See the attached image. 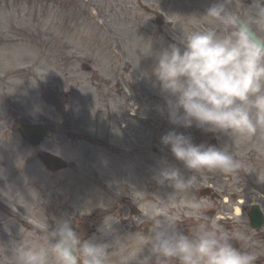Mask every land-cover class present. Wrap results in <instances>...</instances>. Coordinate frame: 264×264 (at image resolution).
<instances>
[{"label": "rangeland", "instance_id": "1", "mask_svg": "<svg viewBox=\"0 0 264 264\" xmlns=\"http://www.w3.org/2000/svg\"><path fill=\"white\" fill-rule=\"evenodd\" d=\"M215 2L0 0V264H14L16 247L33 243L42 226L59 218H70L85 240L112 242L109 264H121L122 257L139 251L148 214L168 215L185 234L193 232L198 222L190 215L193 198L206 205L205 217L220 205L214 220L225 231L250 236L256 264H264V227L253 230L246 216L252 203L264 199L257 195L264 186L256 182L257 174L264 178V158L252 143L238 151L243 168L237 176L207 174L171 207L161 202L172 190L153 180L165 165L192 175L162 145L167 132L191 136L195 144L219 146L225 139L171 124L153 75L154 54L178 45L182 30L214 27L200 16ZM250 4L232 0L231 7L242 15ZM18 122L45 123L52 134L31 147ZM141 150L145 155L135 158ZM42 151L63 157L67 168L48 170ZM212 177L217 192L240 193L241 201L201 196ZM134 208L141 214H133ZM104 224L110 236L99 231Z\"/></svg>", "mask_w": 264, "mask_h": 264}, {"label": "clouds", "instance_id": "2", "mask_svg": "<svg viewBox=\"0 0 264 264\" xmlns=\"http://www.w3.org/2000/svg\"><path fill=\"white\" fill-rule=\"evenodd\" d=\"M231 4L232 0H216L200 16L214 27L182 30L175 38L178 45L154 54L153 75L169 122L225 138L217 146L195 144L191 136L175 130L162 136V145L192 173L186 177L167 165L155 172L153 180L172 190L162 207L183 202L207 174L237 176L243 168L238 151L247 143L264 158V0H251L242 15ZM256 182L264 186L259 174ZM205 207L203 201H190V215L198 222L188 234L172 217L148 214L144 221L149 224L148 235L143 234L139 251L131 258L122 257L121 264H256L259 257L251 250V237L225 231L203 215ZM38 231L33 243L16 247L14 264H109L112 242L95 236L83 239L70 218L56 219ZM99 231L111 234L105 224ZM234 240L240 242L239 248L233 246Z\"/></svg>", "mask_w": 264, "mask_h": 264}, {"label": "water", "instance_id": "3", "mask_svg": "<svg viewBox=\"0 0 264 264\" xmlns=\"http://www.w3.org/2000/svg\"><path fill=\"white\" fill-rule=\"evenodd\" d=\"M21 132L23 133V135L25 137H27L29 139V141L31 140V142H33L34 144H37L43 137L44 134L48 133L46 128L40 127H31L28 125H22L21 126ZM43 159L48 162L49 165L51 166H55V167H60V160L48 153H46L43 156ZM256 212L253 216V223L256 225V223L258 224L260 222V218L262 217L261 212L259 209L255 208Z\"/></svg>", "mask_w": 264, "mask_h": 264}, {"label": "bare ground", "instance_id": "4", "mask_svg": "<svg viewBox=\"0 0 264 264\" xmlns=\"http://www.w3.org/2000/svg\"><path fill=\"white\" fill-rule=\"evenodd\" d=\"M236 213H239V209H238V208H236ZM13 214H15V215L18 216V217H21V216H19L18 214L14 213V212H13ZM19 221L22 222L23 225L25 224V225L27 226L26 222L23 221L22 219H19Z\"/></svg>", "mask_w": 264, "mask_h": 264}]
</instances>
